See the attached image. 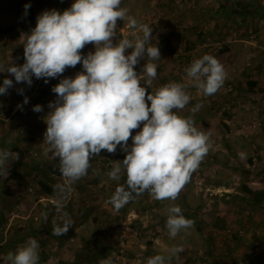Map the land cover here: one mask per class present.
<instances>
[{
  "label": "rangeland",
  "instance_id": "1",
  "mask_svg": "<svg viewBox=\"0 0 264 264\" xmlns=\"http://www.w3.org/2000/svg\"><path fill=\"white\" fill-rule=\"evenodd\" d=\"M73 2L0 0V59L13 56L16 65H22L25 36L38 15L52 9L62 12ZM120 6L139 24L151 25L153 44L160 50L161 59L154 61L157 75L148 91L171 81L183 83L185 68L205 54H213L223 65V86L212 96L189 87L192 99L178 111L209 136V151L175 201L156 200L146 192L116 212L107 201L124 184L123 176L115 181L107 172L126 155L119 146L115 153L102 150L91 158L87 175L61 194L57 186L64 177L55 173L59 160L44 142V117L48 103L56 99L52 87L83 71L82 63L48 83L33 76L31 86L0 72V84L6 77L13 80L0 101V150L10 151L13 158L7 177L0 174V264L30 237L39 243V264H100L108 257L113 264H146L157 254L167 257L172 247L183 251L165 264H264V195L257 193L264 190V0H121ZM117 23L114 43L142 35L127 20ZM166 40L175 51L167 48ZM94 50L88 44L82 55ZM145 63L141 59L135 70L140 72ZM67 71L72 73L65 75ZM254 80L260 84L251 87ZM39 91L43 96L31 101ZM198 103L202 107L193 113ZM37 104L42 112L32 110ZM46 186L54 193H45ZM61 195L64 207L58 212L54 202ZM173 204L194 225L170 238L166 220ZM63 213L74 225L67 234L54 236L53 225L62 226Z\"/></svg>",
  "mask_w": 264,
  "mask_h": 264
},
{
  "label": "clouds",
  "instance_id": "2",
  "mask_svg": "<svg viewBox=\"0 0 264 264\" xmlns=\"http://www.w3.org/2000/svg\"><path fill=\"white\" fill-rule=\"evenodd\" d=\"M120 5L121 0H74L62 12L43 11L25 36V62L0 65V72L14 76L16 83L31 86L33 76L48 83L49 78H57L66 68L82 63L83 71L60 79L52 87L56 99L48 103L49 111L44 117V142L59 160L64 177V183L57 186L61 194L87 175L91 158L102 150L115 153L119 146L126 155L107 172L111 180L126 177L107 201L116 212L146 192L160 201L178 198L210 148L209 136L197 129L193 119L178 115L192 99L186 89L195 87L203 95L212 96L226 79L218 59L205 54L185 68L187 80L183 83L171 81L148 91L157 75L154 61L161 59L160 50L153 44L151 25L139 24ZM29 7L25 5V12ZM125 20L142 35L114 43L117 22ZM88 44H93L95 50L82 55ZM141 59L146 63L137 72L135 66ZM11 87L13 80L4 78L0 95H6ZM18 91L23 94V89ZM28 102L25 96L23 104ZM23 104L18 107L22 109ZM201 107L198 103L191 111L195 113ZM32 110L42 112L43 106L34 105ZM135 129L140 130L132 135ZM12 159L10 151L0 150V168L4 169L0 174L5 177ZM64 199L61 195L54 202L58 212L64 207ZM63 216L62 226L54 224L52 235H65L74 225L67 213ZM193 225L181 207H168L166 227L170 238ZM39 247L38 241L30 237L3 257L5 264H39ZM168 251L167 257L157 254L146 264H165L183 249L172 247ZM100 264H113V259L108 257Z\"/></svg>",
  "mask_w": 264,
  "mask_h": 264
},
{
  "label": "crops",
  "instance_id": "3",
  "mask_svg": "<svg viewBox=\"0 0 264 264\" xmlns=\"http://www.w3.org/2000/svg\"><path fill=\"white\" fill-rule=\"evenodd\" d=\"M5 42V41H4ZM8 42H6V45H8L7 44ZM1 47V46H0ZM216 57V56H215ZM1 61H0V65H3V66H5V67H7V66H10V65H13V64H16V61H15V58L12 56L11 58H5V57H2V59H0ZM256 71H260V69H258V70H256ZM67 73H69L68 71L66 72V74L65 75H67ZM69 74H71V73H69ZM63 77V76H62ZM64 78V77H63ZM253 79H259V78H257V77H255V78H253ZM60 80V79H59ZM254 80V81H255ZM260 84V81H257V85H259ZM256 85V86H257ZM7 95L8 94H6V95H0V101H3L4 99H2V98H5V97H7ZM43 96V92L42 91H39L38 92V95H34V98H32L31 99V101H33L34 99H37V98H40V97H42ZM16 110H17V108L16 109H13L12 111H10L11 112V115H14L15 116V113H16ZM42 117H44V116H42ZM34 126H37V124L35 123V125ZM263 140H264V137H263Z\"/></svg>",
  "mask_w": 264,
  "mask_h": 264
},
{
  "label": "trees",
  "instance_id": "4",
  "mask_svg": "<svg viewBox=\"0 0 264 264\" xmlns=\"http://www.w3.org/2000/svg\"><path fill=\"white\" fill-rule=\"evenodd\" d=\"M166 46H167V48H169L171 51H175L174 49H173V47H172V45L170 44V42H169V40H166ZM172 47V48H171ZM210 55H212V56H214L213 54H210ZM215 57V56H214ZM216 58V57H215ZM217 59V58H216ZM69 73H72V71H68ZM257 85V81H252L251 83H250V86L252 87V86H256ZM54 171H55V173L56 174H58V175H62L61 174V172H60V168H54ZM125 179H126V177H124L123 176V178H122V183H124L125 182ZM47 188H46V190H47V192H45V193H47V194H53L54 193V189L52 188V187H50V186H46ZM248 191H251L249 188H248ZM258 193V196L259 195H264V190H262V191H260V192H257ZM1 228H2V224L0 223V230H1Z\"/></svg>",
  "mask_w": 264,
  "mask_h": 264
},
{
  "label": "built area",
  "instance_id": "5",
  "mask_svg": "<svg viewBox=\"0 0 264 264\" xmlns=\"http://www.w3.org/2000/svg\"><path fill=\"white\" fill-rule=\"evenodd\" d=\"M51 201L53 202L54 200H53V199H51Z\"/></svg>",
  "mask_w": 264,
  "mask_h": 264
}]
</instances>
